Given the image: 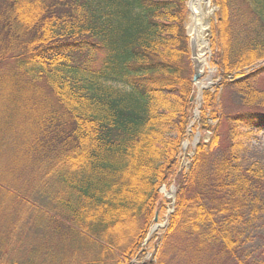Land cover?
Returning <instances> with one entry per match:
<instances>
[{"label": "trees", "instance_id": "trees-1", "mask_svg": "<svg viewBox=\"0 0 264 264\" xmlns=\"http://www.w3.org/2000/svg\"><path fill=\"white\" fill-rule=\"evenodd\" d=\"M186 1L0 0V264H136L170 202L143 264H163L176 237L264 264L263 170L237 161L264 106L247 104L219 136L224 88L264 73V0H213L221 81L190 127L211 136L179 171L193 112ZM253 230L249 250L240 238Z\"/></svg>", "mask_w": 264, "mask_h": 264}, {"label": "rangeland", "instance_id": "rangeland-1", "mask_svg": "<svg viewBox=\"0 0 264 264\" xmlns=\"http://www.w3.org/2000/svg\"><path fill=\"white\" fill-rule=\"evenodd\" d=\"M210 6L212 9V13L209 16V27L203 30L199 35V39L205 42V45L202 47H197L200 46V44H195L196 56H194L193 59L198 58L205 60V64H203L200 60V64H202V67H200L201 76L199 79V85L202 84L203 86H207V84H210L208 86V89L213 91V88L218 83H220L221 79L217 69L212 65V62H210L212 56L209 39L211 34L210 28L211 22L214 20V13L217 11V7L214 5L213 0H210ZM186 32L190 39L193 38L192 34L190 33V13L188 12V10ZM199 49L200 51L198 52ZM241 85L242 89L240 90L236 89L235 86H229L224 88L221 93L222 98L220 101V106L222 119L219 126V136L222 146L225 145L226 141L228 128L227 119L229 116L247 111L249 109V107H247V104H249L251 107H253L254 104L264 106V73L251 78L250 80L246 81L245 84ZM247 92H253L254 95L253 93L250 95H246ZM197 93L198 86L194 85L192 120L187 130L188 137L182 143V153L184 156L181 158L179 171L187 169L189 161L186 155H191L192 150L195 148L199 140L203 138L206 142L211 136V132H200L199 127L197 126L195 127V130L193 132H191L190 129V127L199 119V104L196 99ZM194 112H197L196 116H194ZM209 124L213 125L212 122H209ZM239 139V155L237 157L238 164H240L242 168L259 166V168L263 170L264 175V131L254 134H246ZM184 144H186V146H184ZM26 173L28 172L25 171L24 174L26 175ZM162 188L163 191L160 192V195L165 200L171 201L174 198L175 190L177 189L176 184L173 183L170 186H163ZM172 203L173 202L167 204L166 208L163 210H157V213L159 211L157 221L153 222L150 227V230H152L153 228L155 229L145 239V242L147 243L146 246L144 245L146 254L144 256L140 255L136 259L134 258V261L137 260L136 264H143L147 262V260L154 261L153 256L155 255V247L159 244V238L161 237L163 231L167 228L168 216L173 212ZM260 225L261 223H259V226ZM254 230L249 232V234H243L240 238V242H245V245L247 246V248H249V250L255 249L257 244L260 243V240L257 237L256 233H254ZM156 234L158 235L155 236ZM195 248H197V241H194L191 238L186 239L183 237H176L172 239V243L170 244L169 248L165 250L163 254H161L159 259L163 262V264H230L228 259L224 255L217 253L215 249L203 247L200 252H195Z\"/></svg>", "mask_w": 264, "mask_h": 264}, {"label": "bare ground", "instance_id": "bare-ground-1", "mask_svg": "<svg viewBox=\"0 0 264 264\" xmlns=\"http://www.w3.org/2000/svg\"><path fill=\"white\" fill-rule=\"evenodd\" d=\"M189 13H190V33L192 34L193 44H200L202 47L205 45V42L199 39V35L203 30L209 27V16L212 13L210 6V0H189ZM200 60L205 64V60L196 59V62L199 63ZM202 66V64H201Z\"/></svg>", "mask_w": 264, "mask_h": 264}, {"label": "water", "instance_id": "water-1", "mask_svg": "<svg viewBox=\"0 0 264 264\" xmlns=\"http://www.w3.org/2000/svg\"><path fill=\"white\" fill-rule=\"evenodd\" d=\"M188 4V3H187ZM190 46H191V52H192V56L194 55V47H193V41H191L190 42ZM195 63V65H194V75H193V79H192V82L194 83V84H196L197 83V80L199 79V77H200V73H199V71H198V64L196 63V62H194ZM204 88H201L200 89V91H199V93H198V97H197V99L198 100H200L201 99V95H202V90H203ZM190 100H191V102L193 101V97H191L190 98ZM195 116L197 115V112L194 114ZM184 146H186V144H184ZM163 191V188L160 190V192H162ZM157 221V217H155L154 218V222H156ZM154 229L155 228H153L152 230H150V232H149V235L154 231Z\"/></svg>", "mask_w": 264, "mask_h": 264}]
</instances>
